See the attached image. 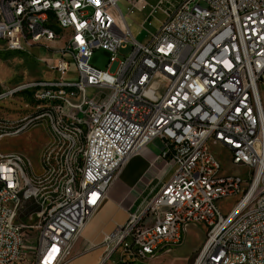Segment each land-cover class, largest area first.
<instances>
[{"label":"built area","instance_id":"built-area-1","mask_svg":"<svg viewBox=\"0 0 264 264\" xmlns=\"http://www.w3.org/2000/svg\"><path fill=\"white\" fill-rule=\"evenodd\" d=\"M120 1L0 0V40L8 50L66 37L62 48L48 47L51 58L38 59L52 71L50 78L0 92V100L31 92L36 104L29 112L41 109L38 122L0 114V141L19 136L22 126L43 128L42 118H49L44 106L65 112L57 119L62 131L43 128L54 146L40 152L35 184L27 183L29 157L0 147V264L23 262L18 239L26 232L18 227L20 209L4 208L6 197L31 198L39 207L31 264H62L126 161L156 139L158 158L172 171L146 188L123 223L105 234L96 264L143 260L158 254L156 244L171 250L195 224L205 230L193 264H264V197L253 201L264 189V118H256L263 111L264 0H159L152 13L160 10L165 18L145 43L132 35ZM125 1L127 13L146 3ZM20 16H28V24H20ZM128 46L114 74L90 63L94 49L110 53L109 66ZM71 65L75 81L65 80ZM55 81L69 82V89L54 90ZM104 89V98L93 96ZM213 121H220L218 139L210 138ZM68 123L81 125L85 143L74 140ZM2 126H12V133L3 134ZM210 146L228 153L238 147L237 164H246L249 178L223 173ZM21 159H28L30 170H22ZM55 159H62V170H55L61 186L52 179L48 190L38 191L44 166L54 167ZM231 196L238 198L224 214L217 202ZM243 199H251L249 214L233 226ZM219 221H229V228H219Z\"/></svg>","mask_w":264,"mask_h":264},{"label":"rangeland","instance_id":"rangeland-1","mask_svg":"<svg viewBox=\"0 0 264 264\" xmlns=\"http://www.w3.org/2000/svg\"><path fill=\"white\" fill-rule=\"evenodd\" d=\"M159 0H146L144 7L141 10H133L131 13H127V4L123 1L118 3L121 12L125 15V20L129 25L130 31L134 38L140 42H147L151 36V33L156 32L159 24L164 20L165 16L160 10H156L152 13V8L157 5ZM65 34H59L58 40L56 42L49 43L47 45H25L23 48L25 52H13L7 50L3 42L0 41V92L1 88H7L8 85L29 79L32 81L24 82H34L36 78H50L53 74L52 71L47 67V65L40 62L39 58H51V48H62L65 42ZM130 47L121 48L117 51V60L112 62L109 66L107 65L110 53L103 49H94L90 57V63L101 69H108L110 73L114 74L118 65V60L129 52ZM31 54V55H30ZM65 80L75 81L76 74L72 70V65L70 66V71L66 74ZM157 92H163V85L158 83L155 85ZM259 92L263 93L264 99V76L261 78L259 85ZM108 90H97L94 92L93 96L100 93L101 98H104L108 93ZM77 100V98L75 99ZM36 102L33 100L31 92H26L20 94V96H14L13 98H5L0 100V114L9 118H14L23 115L24 117H30L34 112H39L40 109H34L29 112L32 107H34ZM29 112V114H27ZM38 122V121H35ZM43 128L51 130L46 123L42 121ZM41 126L32 128L28 126L22 131L19 136L16 137H5L0 141V147L4 152H20L26 154L32 165L31 176L27 178L35 184V177L33 174L39 173V155L40 152H48L49 149L54 146V137H47ZM72 134L74 135V140L77 143H85V132L80 126V131L76 133L71 128ZM157 145V142H154ZM211 152L215 155L220 163L221 171L227 174H233L240 176L242 179L249 178V168L241 165H234L231 162L230 155L228 151L219 146H210ZM140 162L138 160L133 161L132 164L125 167V172L128 174H135L139 170ZM162 166L163 170L166 171V176H168L172 169L171 165L167 162H162L159 165ZM24 170H30V162L28 159H24ZM62 170V159L54 160V167L44 166V173L41 180L37 182L38 191H45L49 189V183H52L54 179V186H61V179H58V171ZM117 179V177H116ZM115 179V181H116ZM163 177L159 180L162 181ZM158 181V182H159ZM153 185V184H151ZM238 196H231L221 199L217 202L219 209L224 213H228L233 207ZM17 209L19 210L18 225L22 230H26L25 237L21 242V249H23V262L20 264H31L32 263V252L34 239L36 237V226L38 223V218L36 211L39 207L31 201V199L21 200L18 204ZM203 227L199 226H188L185 233V237L181 245L168 250L160 251L158 254L147 257L143 260H135L133 263L129 262L127 264H193L197 249L201 242H197L202 238ZM197 245L196 248L192 244ZM102 245V242H96L94 240H87L82 232L77 236V238L71 243L69 253L65 257L62 264H68L75 258L79 257L71 264H90L92 257L95 260L101 256V254L95 256L94 251L97 250ZM81 256V257H80ZM113 262V261H112Z\"/></svg>","mask_w":264,"mask_h":264},{"label":"crops","instance_id":"crops-1","mask_svg":"<svg viewBox=\"0 0 264 264\" xmlns=\"http://www.w3.org/2000/svg\"><path fill=\"white\" fill-rule=\"evenodd\" d=\"M121 1L126 3L125 0H121ZM10 51L28 53L25 52V50L24 51L10 50ZM42 78L43 77L36 78L33 80L42 79ZM24 81H32V80L24 79V80L16 81L8 85V87ZM154 142H157V145H155ZM160 149H161V143L157 139L153 140L150 143H148L145 147H143L138 154L130 157L126 161V163L120 170L116 181H114L112 186L108 189L106 196L103 198L100 205L96 208V210L93 212V214L85 224L83 228L84 230H82V235L85 236V239L94 240L96 242L97 241L102 242L105 234L109 233L117 224L123 223V221L127 216V212L138 201L141 194L146 190V188H148L153 183H157L162 177H163L162 179L163 181L169 176V175L166 176V171L162 169L163 168L162 166H160V168H157L163 162L162 160H160V158H158V153ZM135 160H138V162H140L141 164L139 166V170L134 175L126 173L125 167L127 165L132 164L133 161ZM191 226H199V224H195ZM201 226L203 227V231H202L203 237L197 241V242H201L198 249L201 247L204 240L205 229L203 225ZM192 245L194 248L197 247L196 243L195 244L193 243ZM103 252H104V246L102 245L97 250L94 251L95 256L101 253L103 254ZM78 258L79 257L75 258L68 264H71L73 261H75ZM98 259L99 257L96 260L95 257H92L90 264H96Z\"/></svg>","mask_w":264,"mask_h":264},{"label":"bare ground","instance_id":"bare-ground-1","mask_svg":"<svg viewBox=\"0 0 264 264\" xmlns=\"http://www.w3.org/2000/svg\"><path fill=\"white\" fill-rule=\"evenodd\" d=\"M20 24H28V16H20ZM59 34H57L56 40H58ZM65 43V42H64ZM9 50L20 51V44H12L9 45ZM23 84H40V80L34 82H23ZM54 90H67L69 89V82L67 81H55L53 82ZM259 91V90H258ZM259 97L261 100V106L263 111H256V118H264V99L263 93L259 92ZM38 111V110H37ZM34 112V114L30 117H24V122H35L40 121L41 109L40 113ZM44 113H48L49 118H42V121H46L49 128L55 131H62V121H57V119H65L64 110H58L56 106H44ZM80 124L76 123H68V128H71L76 133L80 131ZM28 126H22V131L26 129ZM220 128V121H213L212 127H209V134L211 139H218V129ZM3 134H11L12 126H2ZM263 142H264V134H263ZM230 159L233 164H237L238 161V147H231L230 150ZM241 166H245L246 164H237ZM21 168L24 170V159H21ZM262 173H264V164H262ZM27 183L31 184L30 180L27 178ZM38 190V189H37ZM264 197V189H258L253 194V201H261ZM31 198H18L14 199L13 197H6L4 201V208H13L17 209L18 204L21 200H27ZM249 206H251V199H243V206L237 208L234 212L232 218L233 226H240L244 223L246 216L249 214ZM19 230H22L18 225ZM219 228H229V221H219ZM84 230V229H83ZM22 239H18V249H21ZM163 251V244L154 245V252Z\"/></svg>","mask_w":264,"mask_h":264},{"label":"trees","instance_id":"trees-1","mask_svg":"<svg viewBox=\"0 0 264 264\" xmlns=\"http://www.w3.org/2000/svg\"><path fill=\"white\" fill-rule=\"evenodd\" d=\"M155 183H153V185H154Z\"/></svg>","mask_w":264,"mask_h":264}]
</instances>
